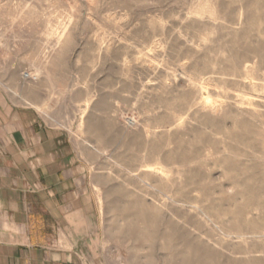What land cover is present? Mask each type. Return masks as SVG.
I'll return each mask as SVG.
<instances>
[{"label":"rangeland","instance_id":"1","mask_svg":"<svg viewBox=\"0 0 264 264\" xmlns=\"http://www.w3.org/2000/svg\"><path fill=\"white\" fill-rule=\"evenodd\" d=\"M0 91L71 144L97 264H264V0H0Z\"/></svg>","mask_w":264,"mask_h":264},{"label":"crops","instance_id":"2","mask_svg":"<svg viewBox=\"0 0 264 264\" xmlns=\"http://www.w3.org/2000/svg\"><path fill=\"white\" fill-rule=\"evenodd\" d=\"M86 180L65 134L0 91V264H97Z\"/></svg>","mask_w":264,"mask_h":264}]
</instances>
